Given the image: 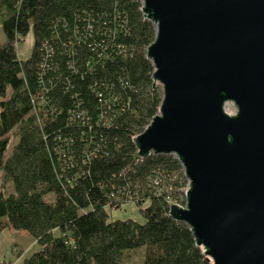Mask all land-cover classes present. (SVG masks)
I'll use <instances>...</instances> for the list:
<instances>
[{"label":"trees","instance_id":"16d2710c","mask_svg":"<svg viewBox=\"0 0 264 264\" xmlns=\"http://www.w3.org/2000/svg\"><path fill=\"white\" fill-rule=\"evenodd\" d=\"M141 7L0 0V231H26L38 246L19 264H123L139 249L141 264H211L169 215L187 183L180 163L140 157L133 143L161 101L146 58L155 28ZM129 202L142 221L111 214Z\"/></svg>","mask_w":264,"mask_h":264},{"label":"water","instance_id":"95a60500","mask_svg":"<svg viewBox=\"0 0 264 264\" xmlns=\"http://www.w3.org/2000/svg\"><path fill=\"white\" fill-rule=\"evenodd\" d=\"M141 2L161 101L138 155H175L187 189L169 215L211 264H264V0Z\"/></svg>","mask_w":264,"mask_h":264},{"label":"rangeland","instance_id":"374dc122","mask_svg":"<svg viewBox=\"0 0 264 264\" xmlns=\"http://www.w3.org/2000/svg\"><path fill=\"white\" fill-rule=\"evenodd\" d=\"M5 41V35L3 33L0 24V43ZM33 33L30 30L22 40L16 44V51L20 58H27L30 56L33 47ZM160 86V85H159ZM225 110L231 114L236 112V107L233 103L228 102L225 104ZM173 157L175 155L171 154ZM183 172V169H181ZM186 178V177H185ZM187 180V179H186ZM0 178V185H1ZM187 189V183L180 188V194L178 200L173 203L180 206H185V190ZM6 193L12 191L8 182L4 185ZM111 214L117 218L133 217L142 221V217L137 213L135 206L132 202L126 203L120 209H113ZM38 249L36 242L31 236H28L26 231H16L12 228H7L0 231V259L5 258L10 260V264H19L21 259L29 255L34 250ZM142 249L129 252L124 257L123 264H141Z\"/></svg>","mask_w":264,"mask_h":264}]
</instances>
